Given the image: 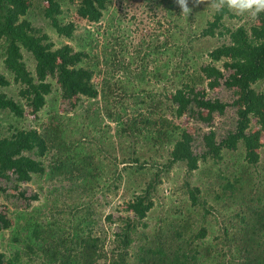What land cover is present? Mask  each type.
<instances>
[{"label":"trees","instance_id":"trees-1","mask_svg":"<svg viewBox=\"0 0 264 264\" xmlns=\"http://www.w3.org/2000/svg\"><path fill=\"white\" fill-rule=\"evenodd\" d=\"M42 1L48 2L47 8H42L44 18L50 21L58 35L69 39L77 38L75 33L78 27L74 22H64L60 17L63 14V1L76 3L78 16L95 24L105 18L115 2ZM208 1L211 4V0H185L188 10L183 11L180 0H142L151 11H164L172 26L168 29L170 37L173 38L174 31L177 30L179 36L177 39L174 37L171 44L159 42L149 45L142 57L144 60L152 54L159 56L168 52L169 59L163 65L164 72L155 73L160 80L167 78L171 82L170 89H166L164 93L165 101H157L160 97L150 92L147 98L152 102L149 105H154L153 111L130 116L123 106L121 110H114L111 105H99V96H103L105 102L109 92L113 91V85L107 80L100 89L93 81L94 74L99 69L98 62L86 64L87 60H92V53L87 49L91 43L88 44L87 37L80 40L83 42L81 50L76 51L70 45L53 50L54 43L49 36L41 34V29L33 27L27 19L35 5L31 0H0V45L8 72L6 74L0 71V114L4 115L7 122L6 125L0 123V180L20 183L31 180L33 175L47 174L43 159L54 150L63 148L62 144L66 143L62 129L51 134L49 130L43 132L22 125L28 109L38 115L47 105V97L54 90L52 83L48 81L49 77L57 79L64 99L95 100V110L90 107L86 115L94 120V125L106 119L116 123L120 142L116 140L119 147H114V150L123 154L122 157L115 155L113 158L114 162L122 164L117 171L116 189L122 187L126 178V182H129L131 179L128 177L131 175L141 176L145 173L152 160L153 164L156 163L154 159L163 160L154 165L153 177L148 181L138 182L133 190L125 210L129 214L120 219L123 226L118 236L119 244L113 252L116 254L113 264H133L129 261L133 256L138 264H264V178L257 174L251 176L252 181L254 180L252 183L246 179L249 167L258 165L261 155L257 150L263 146L262 132H253L251 125L253 118L264 124V92L255 87L264 81V12L258 15L261 21L258 25L230 28L224 23L226 17H233L232 11L227 8L219 12L213 9L212 19L201 21L198 18L205 12L204 5ZM114 20L113 15L110 28ZM218 35L226 36L227 40L213 50L202 51V46L198 43ZM91 38L94 37L89 32V39ZM116 39L117 35L113 33L110 38L103 40L101 47L102 60L109 75L112 70L117 71L118 54L122 52V48L118 49L120 44ZM22 50L31 52L34 56L39 68L35 74L28 69ZM205 55L209 56L210 61L200 62ZM224 58L231 61L227 65L230 74L226 76L216 65ZM145 78L146 74L141 75L140 81ZM13 85L20 88L17 95L9 94L13 91ZM221 85L233 90L237 97L232 103L236 107L235 117L225 134H220V139L212 127L204 133L201 142L194 145L193 135L167 118L166 114L159 117L160 123L154 121V116L160 114L159 107L163 106L177 119L196 113L198 118L211 126L215 115H223L230 106L218 98L208 97L209 91ZM141 91L145 92L143 89ZM145 100L140 97L136 104L147 105ZM106 138L98 140L101 143ZM112 142L115 143L114 140ZM84 145L83 141L82 149L75 147V150L83 152ZM75 150L73 160L70 158V162L57 166L56 169L66 176L70 175V180L78 182L83 190L86 187L98 189L103 183V165L93 155L83 152L81 156ZM225 152L233 153L231 156L237 155L238 159H231L229 166L222 167L221 164L227 159ZM54 154L55 158L56 153ZM201 163L210 164L206 167L208 182L201 187L186 181L184 187L193 205L204 207L205 214L197 219V228L185 231L184 229H193V224L196 223L191 217L180 215L170 221V229H155L158 235L140 232L137 229L139 226H148L144 221L154 208L163 178L176 164L185 166L187 176L191 177L201 168ZM217 205L223 206L222 209L219 210ZM234 205L239 206L225 215L232 224L231 229L225 227L221 229L222 233L213 237L214 241L208 239L211 229L206 225V218L209 215H216L217 219V215L224 217L221 210L231 209ZM107 220L112 223L116 221L113 215H108ZM12 226V219L0 213V231ZM27 226L28 231L24 230L28 232L27 238L32 242L41 241L46 233L48 238H42L44 243L54 237L50 235V230H41L38 223ZM86 228H80L78 224L74 229L75 240L72 247L79 254L70 260L72 264H96L98 260L95 256L97 240L92 237V232L87 235ZM17 237L22 236L17 234ZM139 239L138 249L132 255L130 249ZM19 254L20 251L17 250L13 258H6L0 253V264H18Z\"/></svg>","mask_w":264,"mask_h":264},{"label":"rangeland","instance_id":"rangeland-1","mask_svg":"<svg viewBox=\"0 0 264 264\" xmlns=\"http://www.w3.org/2000/svg\"><path fill=\"white\" fill-rule=\"evenodd\" d=\"M31 2L35 5L32 7L27 19L31 21L33 27L41 29V34L49 36L50 41L54 43L53 50L66 45H70L76 51L81 50L83 42L80 40H83L82 37H87L88 44L91 43L89 47L87 46V49L92 53V60H87L86 64L88 62L90 64L98 62L99 69L94 74L93 81L100 89H102V83L107 80L113 85V91L112 93L109 92L105 102L104 97L99 96L97 99L99 100V105L104 107L111 105L114 110H121L123 106L127 108L130 116H133L141 112L149 114L153 111L154 105L150 106L149 104L152 102L147 98L150 92L160 97L157 101L160 99L165 101L164 93H166V89H170L171 82L167 78L160 80L155 73L157 71L164 72L165 68L163 65L169 59L168 52L159 56L152 54L144 60L142 59L149 45L159 44V42L171 44L174 41V37L177 39V36H179V30H177L174 31L175 36L173 38L170 37L168 29H171L172 26H170L164 11L161 9L151 11L147 6L148 4L143 3L142 0H115L105 18L100 23L95 24L78 16L76 3L63 1V14L60 17L63 18L64 22L72 21L78 27L75 33L77 38L69 39L58 35L49 23L50 21L44 18L42 8H47L48 2L42 0H31ZM210 5V1L204 5L205 12L198 16L201 21L212 19L214 8ZM113 15L115 16V22L110 28L109 25ZM232 15L233 17L224 19L225 25L230 28H236L241 25L251 27L261 23L258 16L240 15L234 11H232ZM89 32L93 34L94 38L89 39ZM113 33L117 35L116 40L120 44L118 49L121 50L122 48V52L118 54L117 71L114 69L109 75L106 71L107 67L102 60L101 47L103 40L106 37L110 38ZM112 38L114 37L112 36ZM225 40H227L226 36L218 35L211 39H204L198 44L200 47L202 46V51L206 49L213 50ZM2 49L0 45V71L8 74L4 65ZM22 52L28 69L35 74L39 68H37L34 56L26 50H22ZM209 61L208 55H205L203 60L200 59V62L203 63ZM229 63H231L229 58H224L216 63L225 76L230 74L227 68ZM143 74H146V78L140 81V76ZM48 81L52 83L54 90L47 97V105L38 115L33 114L28 109L25 114L26 119L22 122V125L27 128H36L43 132L49 130L51 134L62 129L66 143L62 144L63 148L57 151L54 150L43 159L47 174L33 175L31 180L20 183L6 182L4 179L0 180V188L4 189H0V213L10 217L13 223L10 229L0 231V253H3L6 258H13L15 251L19 250L18 264H72L70 260L79 254L77 250H73L72 242L75 240L74 229L80 224V228L83 229L88 226L86 228L87 235L92 232V237L97 240L95 242L98 246L95 254L98 257L96 264H113V260L116 257L113 252L116 251L119 244L118 236L123 226L120 219L129 214L125 210L127 209L128 201L132 198L133 190L138 182L150 180L155 174L154 165L159 164L163 160L162 158L154 159L156 161L154 164L152 160L145 173L141 176L140 174L131 175L128 177V179H131L129 182H126V178L122 187L116 189L117 171L122 167V164L114 162L113 158L115 155L120 157L123 155L121 152L114 150V147H119L117 141L120 142L117 137L116 123L106 119L94 125V120L88 116L86 117V115L90 107L91 110H95L97 105L94 104L95 100L89 101L87 98H83L81 101L76 99L66 100L59 91L57 79L49 77ZM199 87L203 88L201 85ZM255 87L258 91L264 92V81L259 82ZM11 89L13 91H10L9 94L12 95H17L20 90L16 85H13ZM142 89L145 92H142ZM140 97L146 99L147 105L136 104ZM208 97L218 98L230 104L223 115H215L211 126L198 118L196 113L187 114L177 119L168 110H165L163 106L159 107L160 114L154 116L156 119L154 121L160 123L159 117L162 114H166L167 118H171L175 124L184 127L193 135L194 145H198L204 133L212 127L217 131L220 139V134H225L232 118L235 117L236 107L232 106V103L237 95L233 90L221 85L215 90L209 91ZM70 118L73 119L70 120ZM0 123H3V125L7 124L2 114H0ZM251 129L253 132L259 130L262 132L261 142L263 146L257 150L261 155L258 165L250 166L247 170L246 179L249 183L254 182L251 176L254 177V175L260 174L264 178V175L261 174L264 173V124L258 123L257 119L253 118ZM101 137L107 138L100 143L98 139ZM81 141L85 142L83 152L87 155H93V158L103 165V183L96 190H92L90 187L88 189L86 187L83 190V188L79 187L78 182L73 183L70 180V175L66 176V174L56 169L57 166L70 162V158L73 160L72 156L74 155L75 147L82 149ZM75 151L83 156V152L79 149ZM54 153H56L55 158L53 157ZM225 153L227 154V159L225 163L221 164L222 167L229 166L231 159H238L237 155L231 156L233 153ZM99 163L96 162L98 165ZM209 165L201 163V168L195 171L193 176L189 177L185 166L176 164L159 185V193L155 198L154 208L144 221L147 222L148 226H139L137 229L147 234L153 232L152 234L155 236L158 235L155 229H170V221L175 220L174 217L185 215L188 218L191 217L196 226L193 224V229L184 230L194 231L198 225L197 219H201L205 211L204 207L193 205L190 195L185 192L186 189L184 187L186 181L191 182L193 186L203 187L209 179L206 174L208 170L206 167H209ZM238 206L234 205L231 209L221 210V214L225 219L218 215L219 219L215 217L216 215H209L206 218V225L211 229L208 239L214 241L213 237L222 233L221 229L225 227L231 229L232 224H230L231 222L225 215L232 213ZM217 207L220 210L223 206L217 205ZM215 212L218 213L219 211ZM108 215H113L116 221L113 223L109 222L107 220ZM34 223H38L43 231L50 230L52 232L50 235L54 237L44 243L42 238H48V233H46L41 238V241L36 243L30 241L26 235L28 234L27 224ZM169 225L170 228H168ZM17 234L22 237H17ZM139 241L140 239L136 240V244L131 247L130 252L132 255L136 253ZM98 254H101V256L99 257ZM129 261L133 264H138L135 256Z\"/></svg>","mask_w":264,"mask_h":264},{"label":"clouds","instance_id":"clouds-1","mask_svg":"<svg viewBox=\"0 0 264 264\" xmlns=\"http://www.w3.org/2000/svg\"><path fill=\"white\" fill-rule=\"evenodd\" d=\"M183 4V11L188 10L185 0H180ZM211 7L216 11H223L225 8L240 15L258 16L264 12V0H211Z\"/></svg>","mask_w":264,"mask_h":264}]
</instances>
